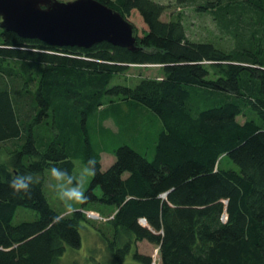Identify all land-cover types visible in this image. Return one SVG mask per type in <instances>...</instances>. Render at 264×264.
<instances>
[{
    "label": "trees",
    "instance_id": "16d2710c",
    "mask_svg": "<svg viewBox=\"0 0 264 264\" xmlns=\"http://www.w3.org/2000/svg\"><path fill=\"white\" fill-rule=\"evenodd\" d=\"M96 1L133 25L136 52L58 48L0 28V264H59L81 247L89 211L112 234L107 258L84 264H154L143 241L160 264H264V0H205L230 49L191 40L155 0ZM133 65L162 77L113 84ZM110 117L118 133L104 127ZM105 132L114 149L94 141ZM104 153L115 157L106 171ZM93 157L81 210H54L50 167L74 178L75 161ZM227 159L239 171L224 170ZM23 173L39 179L28 195L9 186ZM20 209L36 219L15 225Z\"/></svg>",
    "mask_w": 264,
    "mask_h": 264
},
{
    "label": "rangeland",
    "instance_id": "374dc122",
    "mask_svg": "<svg viewBox=\"0 0 264 264\" xmlns=\"http://www.w3.org/2000/svg\"><path fill=\"white\" fill-rule=\"evenodd\" d=\"M156 2L162 4L166 8V12L163 15L164 21H171L174 17H179L182 19L188 37L193 41H215L220 43L224 48L230 49V40L225 37L219 30L216 21L213 16L204 10L205 0H155ZM132 23L138 28L139 35L145 30L143 22L139 17L134 14L131 18ZM21 67V66H20ZM162 77V68L157 66H137L133 65L129 67L125 74L117 76L113 81V84H124L126 86H135L142 79L157 78ZM245 118L240 117L238 121L240 123L245 122ZM104 127L111 130L113 133H118L119 125L117 122L110 117L104 123ZM98 134V133H97ZM95 135L94 141L101 142L105 140L106 149H114V146L109 137V133L105 132L102 135ZM115 162V157L110 153L102 154V168L106 171ZM84 164L76 160L75 161V171L74 179L79 181L81 171ZM222 168L224 170H235L239 171V168L231 161L224 160L222 162ZM92 176H87L83 181V191L86 193L90 187V182ZM45 181V194L51 205V207L64 216L70 215L74 211L81 210L82 203H76L73 205V211L70 214H65V206L62 201L57 198L56 195V184L57 181L51 176L50 171L44 176ZM87 222L82 223L80 233L82 238L81 247L79 249L68 250L66 256L60 261L59 264H84L91 260L92 257L97 256L99 260L107 258L108 247L106 243V237L110 239L111 230L107 224V218L102 217L101 214L95 211L85 212ZM91 215H95L94 218ZM36 219V214L32 211L25 209H20L16 218L14 219V224L18 225L25 221H33ZM143 223V222H142ZM143 225H145L143 223ZM138 252L142 255L150 256L153 259L154 264H160V252L159 247L143 241L137 245ZM131 262V263H130ZM130 264H135L129 258Z\"/></svg>",
    "mask_w": 264,
    "mask_h": 264
},
{
    "label": "water",
    "instance_id": "95a60500",
    "mask_svg": "<svg viewBox=\"0 0 264 264\" xmlns=\"http://www.w3.org/2000/svg\"><path fill=\"white\" fill-rule=\"evenodd\" d=\"M0 19L1 29L53 47L108 43L137 51L133 25L96 0H0Z\"/></svg>",
    "mask_w": 264,
    "mask_h": 264
},
{
    "label": "clouds",
    "instance_id": "9594fccd",
    "mask_svg": "<svg viewBox=\"0 0 264 264\" xmlns=\"http://www.w3.org/2000/svg\"><path fill=\"white\" fill-rule=\"evenodd\" d=\"M98 161L96 158H89L80 174L79 181L75 180L67 169L57 166L50 167L51 176L57 181L56 195L64 203L65 214L73 211V205L85 202L88 197L83 189V181L87 176H94L97 172ZM39 183V179L32 174H17L10 180V188L17 194L28 195L33 187Z\"/></svg>",
    "mask_w": 264,
    "mask_h": 264
},
{
    "label": "bare ground",
    "instance_id": "6f19581e",
    "mask_svg": "<svg viewBox=\"0 0 264 264\" xmlns=\"http://www.w3.org/2000/svg\"><path fill=\"white\" fill-rule=\"evenodd\" d=\"M94 217H95V215H93ZM91 217H92V215H91ZM95 218H97V217H95Z\"/></svg>",
    "mask_w": 264,
    "mask_h": 264
},
{
    "label": "built area",
    "instance_id": "2783aa9c",
    "mask_svg": "<svg viewBox=\"0 0 264 264\" xmlns=\"http://www.w3.org/2000/svg\"><path fill=\"white\" fill-rule=\"evenodd\" d=\"M92 217H93V215H92ZM95 218V217H94Z\"/></svg>",
    "mask_w": 264,
    "mask_h": 264
}]
</instances>
